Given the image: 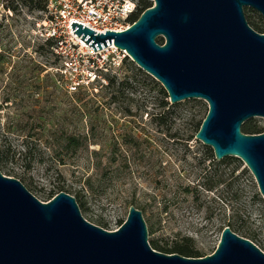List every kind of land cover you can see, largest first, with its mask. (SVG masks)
<instances>
[{
    "label": "rangeland",
    "instance_id": "1",
    "mask_svg": "<svg viewBox=\"0 0 264 264\" xmlns=\"http://www.w3.org/2000/svg\"><path fill=\"white\" fill-rule=\"evenodd\" d=\"M247 8L258 19V11ZM42 18V9L24 0H0V170L41 200L59 190L79 191L82 215L107 229L117 228L133 204L142 211L150 243L171 246L189 236L188 245L204 255L232 222L234 231L264 250V198L251 172L243 171V162L212 164L202 141L187 139L207 102H174L166 124L156 126L151 112L160 110L162 94L155 77L122 51L94 79L64 72L37 33ZM105 73L115 76L111 85ZM79 82L96 87L80 99ZM248 121L264 126L261 116ZM68 134L79 141L67 146ZM7 148L30 152L5 159ZM205 165L207 186L218 178L214 166L223 178L209 189L197 185Z\"/></svg>",
    "mask_w": 264,
    "mask_h": 264
},
{
    "label": "water",
    "instance_id": "2",
    "mask_svg": "<svg viewBox=\"0 0 264 264\" xmlns=\"http://www.w3.org/2000/svg\"><path fill=\"white\" fill-rule=\"evenodd\" d=\"M245 7L264 18V0H152L122 30L70 24L93 49L111 42L124 49L171 103L204 99L208 109L195 138L217 159L238 157L264 198V130L241 129L251 117L264 118V31L248 23ZM0 264H264V250L225 225L210 253L164 252L150 244L135 205L107 229L86 219L71 193L41 200L0 170Z\"/></svg>",
    "mask_w": 264,
    "mask_h": 264
},
{
    "label": "built area",
    "instance_id": "3",
    "mask_svg": "<svg viewBox=\"0 0 264 264\" xmlns=\"http://www.w3.org/2000/svg\"><path fill=\"white\" fill-rule=\"evenodd\" d=\"M44 4L37 33L44 41L52 40L53 54L61 63L59 69L64 72L73 69L94 79L97 70L107 68L114 62L116 53L122 51L127 54L113 42L97 49L88 43L83 44L81 35L73 32L75 28L72 29L70 23L72 20L81 22L95 32L122 30L131 23L128 16L136 9V0H44ZM76 60L89 62L91 66L88 64L80 68Z\"/></svg>",
    "mask_w": 264,
    "mask_h": 264
},
{
    "label": "trees",
    "instance_id": "4",
    "mask_svg": "<svg viewBox=\"0 0 264 264\" xmlns=\"http://www.w3.org/2000/svg\"><path fill=\"white\" fill-rule=\"evenodd\" d=\"M24 1H25V3H27L31 7H37V8H41V9H43L44 5H45L44 0H24ZM151 4H152V0H137L136 9L129 14L128 20L131 22L133 20H135L140 15V13L146 7L150 6ZM7 5H9V4H7ZM12 7H14V6H12ZM244 10H245V15H246L248 23L254 29H256L258 31H264V18H263V16L258 12V19H253L246 14V11L249 10V8L245 7ZM157 40L161 43V42H163V37L158 36ZM45 44H47L48 46L51 47L52 40H46ZM42 47L43 46L41 45L40 48H42ZM106 77L108 80L105 83V85H111L114 82L115 76L106 74ZM77 85H79L77 92L79 93L78 97L80 99H82L83 97L89 96V92H92L91 91L92 88L96 87V85H93V84L88 86L87 84H84V83L80 84V82ZM101 86H102V84H101ZM89 88H91V89H89ZM158 91L162 94L161 100L159 101L160 110L151 112V119L155 123L156 126H162V125L166 124L167 117L170 114L169 113L170 112L169 107L170 106L174 107L177 105V103H169V100L167 99V97H168L167 92L165 91V89L161 85H159ZM206 112H205V114H206ZM205 114H204V116H205ZM204 116L200 120H198L194 123V125H193V131L194 132L191 134H188L187 139L193 138V136L195 135V132L199 128L200 123H201L202 119L204 118ZM241 129L245 132L256 133V132L263 131L264 126L258 124L257 122H250V121L246 120L242 123ZM78 141H79L78 138L74 134H68L65 136V143L67 146L72 145V144H76ZM200 145H201V148H204L205 154L207 153L208 157L211 158L210 161L212 164L214 162L222 163V162H232V161L236 162L237 166L242 164V161L238 157H235V156H225V157L221 158L220 160H216L211 147L206 146L205 144H202V143ZM29 152H30L29 150L21 152L19 150L7 148L6 152L4 154V157H5V159H11L18 154V156L26 158L28 156ZM93 152H96V150L94 149ZM32 159H33L32 157L29 158V160L26 163V166L29 165V162H31ZM1 160H2V156H0V161ZM40 160H42V158ZM199 163H202V160H199ZM213 170H214L215 174H218V178H216L214 180V183H211L210 185L207 186L206 182L204 181V178L206 177V165L202 168V172L200 174V177L202 178V180H200V182H197V185H199V187H201L202 189H209L215 183L222 181V179H223L222 173H218V168L214 166ZM243 171L244 172L248 171V168L243 167ZM105 173H106V171L102 172V174H105ZM88 181H89V179H88ZM184 189L186 191H189L190 190L189 184H187L184 187ZM191 189L193 190V192H197L199 190V189H197L196 186L192 187ZM81 197L82 196H81L80 192L79 191L76 192L75 198H76L78 204H79V198L81 199ZM227 224L231 227L230 224H232V222L227 223ZM190 240H191V238L189 236H185L182 238V240L180 242L175 241L171 246H163V245L157 244L155 241H152V243H150V244L152 245V247L158 248L159 250H162L164 252H179V253H182L185 255H191V256L202 255V253H200V251L198 249L194 248L190 244L188 245L187 242ZM183 241H185L186 243H183Z\"/></svg>",
    "mask_w": 264,
    "mask_h": 264
},
{
    "label": "bare ground",
    "instance_id": "5",
    "mask_svg": "<svg viewBox=\"0 0 264 264\" xmlns=\"http://www.w3.org/2000/svg\"><path fill=\"white\" fill-rule=\"evenodd\" d=\"M82 43L84 44V43H86L84 40H82Z\"/></svg>",
    "mask_w": 264,
    "mask_h": 264
}]
</instances>
